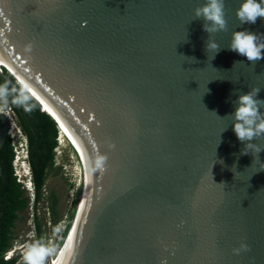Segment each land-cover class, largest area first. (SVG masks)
I'll return each mask as SVG.
<instances>
[{
  "label": "water",
  "instance_id": "obj_1",
  "mask_svg": "<svg viewBox=\"0 0 264 264\" xmlns=\"http://www.w3.org/2000/svg\"><path fill=\"white\" fill-rule=\"evenodd\" d=\"M203 3L0 0L9 90H24L58 129L19 66L71 106L85 133L60 175L49 245L51 169L43 188L49 264H264V151L242 155L221 118L240 93L259 88L264 100V59L228 47L233 31L264 35V18L241 24V0H224L227 30L209 36L193 13ZM0 121L1 147L11 124L1 110ZM253 143L264 148V138Z\"/></svg>",
  "mask_w": 264,
  "mask_h": 264
},
{
  "label": "trees",
  "instance_id": "obj_2",
  "mask_svg": "<svg viewBox=\"0 0 264 264\" xmlns=\"http://www.w3.org/2000/svg\"><path fill=\"white\" fill-rule=\"evenodd\" d=\"M2 71L8 75L4 69ZM0 97L5 99L18 126L25 135L26 160L32 185V197L30 198L22 182L17 179L14 173L13 159L15 153L11 137L7 134L0 147V264H26L25 260H19L20 255L18 254L12 255L8 259H5L4 255L15 238V223L29 205L32 207L35 238L39 240L41 237V223L35 214V210L37 203L42 198L47 174L54 164V149L58 142V129L52 118L40 110L39 104L24 90L10 91L8 81L1 75ZM50 210L52 213L51 229L53 230L57 221V210L53 197L51 198ZM67 227L69 224L66 225ZM64 235L65 230L61 232L62 238Z\"/></svg>",
  "mask_w": 264,
  "mask_h": 264
},
{
  "label": "clouds",
  "instance_id": "obj_3",
  "mask_svg": "<svg viewBox=\"0 0 264 264\" xmlns=\"http://www.w3.org/2000/svg\"><path fill=\"white\" fill-rule=\"evenodd\" d=\"M193 13L195 19H203L205 21L202 27L205 32L209 33V36L227 30L224 0H204V3L196 7ZM236 16L241 24H254L257 18H264V0H241L239 8L236 10ZM262 37L264 35L258 36L249 31H233L228 47L231 51L245 57L254 64L256 61L264 59V41H262ZM220 48L221 46L214 40L208 38L206 41V51L215 54L220 51ZM236 63L242 62L237 61ZM259 91L260 89L256 88L246 93H240L234 102L236 105L234 112L221 117L231 118L233 131L237 139L244 144L241 154L247 155L250 153L249 150H254V159H258V154L264 151V148L253 143V141L264 138V113L261 112V108L264 107V100L257 99ZM22 157L24 161L26 152L22 154ZM105 160V156H98L96 167L102 169ZM28 183H31L30 175ZM219 184L224 183L221 182ZM23 186L26 190H32V185H30L31 188L26 184ZM241 247L245 248L246 246L241 245ZM47 254L48 250L44 246L38 243L32 244L28 246L24 254V260L26 264H44Z\"/></svg>",
  "mask_w": 264,
  "mask_h": 264
},
{
  "label": "rangeland",
  "instance_id": "obj_4",
  "mask_svg": "<svg viewBox=\"0 0 264 264\" xmlns=\"http://www.w3.org/2000/svg\"><path fill=\"white\" fill-rule=\"evenodd\" d=\"M0 108L3 110H6L8 108L7 103L3 97H0ZM11 117L14 127L12 128L9 136L11 137L13 149L14 151H16V155L18 156V159L13 162L14 173L16 174L17 179L22 182V184L24 183L30 187L31 183H28L30 173L28 170L27 160L24 159L23 161V157H22L23 152H26L25 135L18 126L14 115L13 116L11 115ZM72 150L73 147L68 143L66 138L63 140V142H57V146L54 149V153H55L54 164L53 167L51 168L46 186L45 241L48 245L51 243V216H52L50 210L51 198L53 197V199L55 200L56 190L64 163L69 153ZM26 192L28 196L31 198L32 191L26 190ZM30 203H31V199H30ZM39 211H40V201L37 203L35 210V214L38 220H39ZM32 214H33L32 207L31 205H29L25 209V211H23L20 214L21 218L16 221L14 227L15 238L12 241L11 247L8 249L9 252L7 251H6L7 253L5 252L9 256L18 254L20 255L19 260H24V254L27 251L29 245L38 243L43 246L42 233L39 240H37L34 237ZM44 264H49L46 257L44 259Z\"/></svg>",
  "mask_w": 264,
  "mask_h": 264
},
{
  "label": "bare ground",
  "instance_id": "obj_5",
  "mask_svg": "<svg viewBox=\"0 0 264 264\" xmlns=\"http://www.w3.org/2000/svg\"><path fill=\"white\" fill-rule=\"evenodd\" d=\"M17 68L21 72L31 93L40 99L44 109L58 119V142H63L66 138L68 143L72 145L74 149L85 136V133H82L80 129L81 127L74 123V117L72 116V112H70L72 109L71 106L66 101L65 103L62 99L57 98V96H55L51 91L45 89L41 83L37 82V80L28 75L19 66H17ZM78 121H80L79 118ZM13 127L14 124L12 122L11 130ZM11 130L9 132H11Z\"/></svg>",
  "mask_w": 264,
  "mask_h": 264
},
{
  "label": "built area",
  "instance_id": "obj_6",
  "mask_svg": "<svg viewBox=\"0 0 264 264\" xmlns=\"http://www.w3.org/2000/svg\"><path fill=\"white\" fill-rule=\"evenodd\" d=\"M0 110L3 111V112H5V113L9 116V118H10V123H12L13 121H12V117H11V115L13 116V113H12V111L9 109V107H8L6 110H3V109H1V108H0ZM10 130H11V124H10V128L8 129V135H10V132H9ZM14 153H15V154H14L13 162L16 161V160L18 159V156L16 155V151H14ZM23 153H25V152H23ZM30 190H31V189H30ZM31 191H32V190H31ZM31 197H32V196H31ZM33 233H34V231H33ZM34 237H35V235H34ZM7 252H9V251H7ZM7 252H6V253H7ZM6 253H5V255H4V258H5V259H8L9 257H11V256H9V255L6 254Z\"/></svg>",
  "mask_w": 264,
  "mask_h": 264
}]
</instances>
